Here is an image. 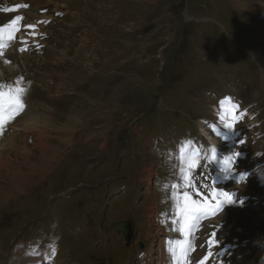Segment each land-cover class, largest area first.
<instances>
[{
	"label": "rangeland",
	"instance_id": "1",
	"mask_svg": "<svg viewBox=\"0 0 264 264\" xmlns=\"http://www.w3.org/2000/svg\"><path fill=\"white\" fill-rule=\"evenodd\" d=\"M258 2L240 0L238 9L233 0H0V28L19 16L16 27L24 33L4 38L12 52L0 46V60L10 59L18 69L3 68L0 92L18 95L24 108L47 118H19L13 113L20 110L11 106L4 111L0 264H143L155 251L154 261L145 264H169L159 250L161 236L170 234L167 218L173 215L181 224L178 209L193 202L224 206L218 209L223 220L204 228L202 216L191 221L197 230H189L188 257H199L193 264H257L264 251L254 243L264 239V185L252 171L264 163V9ZM4 30L0 35L6 37ZM225 97L238 106L233 112L231 105L232 115L225 118L235 123L236 133L226 129L231 136L221 145L224 153H214L212 161L199 159L193 170L205 194L218 184L217 163L232 156L240 182L231 184L229 173L221 191L232 188L239 204H217L222 199L215 188L212 200L192 188L181 201L185 192L179 198L177 186L162 196L161 183L173 171L187 170L181 156L189 145L177 147V141L187 143L192 136L191 142L206 143L195 125L207 120L205 128L211 120L222 125ZM68 115L76 121L60 130ZM26 122L35 136L39 127L52 130L53 150L43 152L34 136L23 134ZM65 130L70 142L54 139ZM14 147L26 155H16ZM44 153L50 165L38 171ZM247 169L244 183L239 176L246 177ZM17 170L24 180L15 177ZM124 221L133 231L129 244L113 225ZM177 234L184 239L174 232L170 239ZM55 236L60 240L53 259L49 244ZM151 247V255L144 252Z\"/></svg>",
	"mask_w": 264,
	"mask_h": 264
},
{
	"label": "bare ground",
	"instance_id": "2",
	"mask_svg": "<svg viewBox=\"0 0 264 264\" xmlns=\"http://www.w3.org/2000/svg\"><path fill=\"white\" fill-rule=\"evenodd\" d=\"M236 1H240V0H233V4H234V6L236 7V8H238L239 9V5L237 6L236 5ZM47 2V1H46ZM48 2H50V1H48ZM47 2V3H48ZM259 2L261 3V9H264V0H259ZM259 2H258V5L260 6V4H259ZM239 4L242 6L243 5V9H246V7H245V5H244V3H240L239 2ZM263 5V6H262ZM77 11V10H76ZM79 12V11H78ZM241 12V11H240ZM73 13V12H72ZM260 13V12H259ZM261 14V13H260ZM262 15V14H261ZM105 16V15H104ZM261 17V16H260ZM260 24H262L263 26H264V22H260ZM16 28H18V27H16ZM19 28H22V26H19ZM5 32H3V33H6V37H5V35H3V34H1L0 35V46L1 47H3L4 48V51L5 52H7V53H10V52H12L11 51V49H12V44H9L8 42H6L5 40H4V38H8L9 37V31H10V29L9 28H7L6 27V30H4ZM84 31H86V30H84ZM88 33H90V32H88ZM14 34H16V36L18 37V38H22L23 36H24V33L21 31V30H19V31H17V32H15ZM84 39V38H83ZM82 39V40H83ZM84 43V42H83ZM85 46V45H84ZM16 47V46H15ZM84 48V47H83ZM3 50V49H2ZM2 52L3 51H0V55L2 56ZM21 52V51H20ZM19 52V53H20ZM4 54V53H3ZM21 54H22V52H21ZM10 56V55H9ZM23 56V55H22ZM91 58V57H90ZM10 59H8V61H9ZM8 61H6V59H4V58H2L1 60H0V78H2V77H4V75H3V68H6V70L7 71H9V72H11V71H14V70H18V69H16L17 68V66H15L14 64H13V62L12 63H10V62H8ZM12 61V60H11ZM92 61V60H91ZM11 64V65H10ZM90 65V64H89ZM102 67V66H101ZM100 67V68H101ZM5 70V69H4ZM5 70V71H6ZM92 70V69H91ZM5 71H4V73H5ZM53 76V75H52ZM226 107V106H225ZM8 108H10V103H9V98H7V97H0V116L2 115V113L6 110V109H8ZM31 108H29V110H27V111H25V112H22V111H19V112H22L21 114H25L24 115V119H25V117H27V116H30V117H33V118H46V116H45V112H43V114H39V111H33V110H30ZM229 109V108H228ZM226 110H227V107H226ZM40 112H42V111H40ZM80 113V112H79ZM78 113V114H79ZM49 114V113H48ZM76 115V114H75ZM69 116V118H68V121H67V123H66V126H63V128H67V129H69V127L73 124V122L74 121H76L75 120V116H70V115H68ZM29 117V118H30ZM77 117V116H76ZM47 119V118H46ZM33 120V119H32ZM41 120V119H40ZM36 121V120H35ZM43 122H46V123H48L47 122V120L46 121H43ZM27 123L28 122H26V123H24V127H26L27 128V130H28V128L29 127H27ZM50 124H51V122H50ZM223 124H225V125H227L228 124V122L226 121V119H223ZM33 125V124H32ZM47 125H49V124H47ZM52 125V124H51ZM198 126H199V130H200V132H201V135L203 136V139L206 141V144H204V143H202L201 141L200 142H197L196 144H198L197 145V148L200 150V151H202L205 155H207L208 156V154H209V150H208V146H210L211 148H212V151H213V153H220L221 151H222V139H221V135L220 134H217V133H212L211 132V130H210V128H209V126H207V128H205L204 127V125H203V121H199L198 122ZM24 129V128H23ZM36 130H37V128H36ZM54 130V129H53ZM59 130V129H58ZM38 132H36V139H38V141H37V145H36V147L38 146L40 149H42L43 150V152H46V150H49V149H51V150H53L52 148V145L53 144H51V141L53 140V138H52V133H50L52 130L50 129H47V127L45 128V127H39V130H37ZM66 131V133L65 134H63V135H61V137L60 136H57V138L56 137H54V139H59V141L61 140V141H65V142H67L68 140H70V132L69 131H67V130H65ZM54 132V131H53ZM49 133L51 134V136H47V135H49ZM23 134H25V133H23ZM28 135V134H27ZM46 135V136H45ZM67 136H68V138H67ZM27 137V136H26ZM57 144V143H56ZM3 145V144H2ZM1 145V146H2ZM13 145V144H12ZM3 146H6L5 144L3 145ZM15 146V145H14ZM54 146V145H53ZM8 148V146H6L5 147V149H7ZM23 149L24 148H20V147H14V148H11V151H14L15 152V154L16 155H19L20 154V156H25L26 155V153H24L23 152ZM55 150H56V148H54ZM41 150V151H42ZM54 150V151H55ZM26 151H28L27 149H26ZM25 154V155H24ZM33 155V154H32ZM215 155V154H214ZM3 155H0V158L2 157ZM214 157V156H213ZM41 160H42V163H41V165L43 166V165H46L45 166V169H46V167L47 166H49L50 165V159L48 158V156L44 153L41 157ZM218 158V157H217ZM229 162V164H231V162L230 161H228ZM41 165H39V166H37V170L39 171L40 169L42 170L43 168H44V166L42 167ZM40 166L42 167V168H40ZM231 166H232V164H231ZM218 172H217V174L220 176V173L219 172H221V174H222V178H223V180H225V181H229V177L227 178V179H225V176H228V172L230 171V170H228V168H225L223 165H219L218 167ZM36 170V169H35ZM9 172V171H8ZM11 172V171H10ZM21 172H23V171H20V170H17L16 172L14 171L13 173L15 174V177L17 178V179H19V180H21L22 178H23V176L24 175H22L21 174ZM36 172V171H35ZM6 173V172H5ZM235 173V172H234ZM22 176H21V175ZM29 174H31V172H27L26 173V175L30 178V176H29ZM4 176V174H2V177ZM22 180H24V179H22ZM27 181V180H26ZM235 183H236V181H234ZM26 183V182H25ZM21 189V186L19 187V188H17L16 190H15V192L16 191H18V190H20ZM232 189V188H231ZM11 195H12V193H10ZM213 209H215L216 211H213ZM175 213V212H174ZM213 214H216L214 217H213ZM205 219H203V220H200V222L202 221L203 223H201L200 224V227H205V226H208V224L209 223H211L212 221H215V222H217V221H219V220H223V219H221L222 217H223V212H219L218 213V208L217 207H210V210L209 211H207L205 214ZM176 220H173V224L170 226V228H169V230H171V229H173V230H176V231H179V229H178V226L176 225ZM116 229V228H115ZM158 230V229H157ZM117 231V230H116ZM122 233V232H121ZM150 234V233H149ZM155 234L157 235V234H159V231H155ZM155 234H153V236H155ZM122 235H123V233H122ZM168 235H170V234H166V236H168ZM178 235V234H177ZM192 236V235H191ZM196 237H197V235H196ZM123 238H124V236H123ZM177 240H179V238L177 237L176 238ZM176 240V241H177ZM202 240H203V238H202ZM205 241V240H204ZM164 242V241H163ZM203 245V244H202ZM164 246H165V248L162 250V252H164V253H166V255L168 256V263L169 264H180V258H181V254L178 252L179 250H177L176 251V254L175 255H173V252H172V250L173 249H175L176 248V243L174 244L173 243V245H169L168 243H166V244H164ZM148 251H149V253H148V255H151V253H153L152 252V247L151 248H149L148 249ZM161 252V253H162ZM154 254V253H153ZM163 254V253H162ZM147 255V256H148ZM189 255V254H188ZM196 255V254H195ZM41 262H44V261H35V262H30L29 264H41ZM196 262V261H195ZM46 264V263H45Z\"/></svg>",
	"mask_w": 264,
	"mask_h": 264
},
{
	"label": "snow or ice",
	"instance_id": "3",
	"mask_svg": "<svg viewBox=\"0 0 264 264\" xmlns=\"http://www.w3.org/2000/svg\"><path fill=\"white\" fill-rule=\"evenodd\" d=\"M21 20V17L17 16L15 19H13L12 21H10L9 25H6L5 27L9 28L10 31H9V37L10 38H14V33L16 31H19L18 28H16V25H17V21ZM35 25H27V28H34ZM4 29L3 28H0V31H3ZM21 43H25L24 40H21ZM21 51H25L26 48L22 47L20 49ZM17 93L21 92L22 89L20 88H17L16 89ZM3 96H8L9 98V103H10V106L13 107L14 109H19L20 111H23L24 110V104L22 103V100L21 98L16 95V96H10L8 93H3V92H0V97H3ZM226 102H230V98L229 97H225L224 99H222L220 101V104H221V107L223 108L224 104ZM238 106L233 104L232 105V111L234 112L235 109L237 108ZM15 114V113H13ZM243 115V114H241ZM221 119H225V117L223 115H221ZM233 121H235L237 119L236 116H233L232 117ZM3 121L0 120V124H2ZM226 127H229L231 128L232 127V124H227ZM215 130V129H213ZM192 142L189 141V144H191ZM181 152L184 153V149H181ZM236 156L239 155V153H236L235 154ZM181 159L182 161L186 164V168L187 170H185L184 167H182L180 169L181 173H182V180L184 181V185L185 187H190V186H193L192 184V180H191V175H192V170L197 166L198 164V160L195 161V162H185V154H183L181 156ZM233 159V157H225V163H228L229 160ZM231 167V164H229V168ZM244 178V175L241 174L239 176V179H243ZM189 194L187 192L184 193V199L186 200L187 196ZM219 195L221 196H224L226 197V202L227 203H232L233 200L231 198V195L229 193H226V192H221ZM210 210V206L207 205V204H195L193 202V205L191 207H181L178 209V211L182 214V222L180 224V234L184 237V239H181V240H177L175 243H176V248L172 250L173 252V255L176 254V251L179 250L180 252L183 253V255L181 256L180 258V264H187V261H188V249L192 248L193 246L190 244V241L188 239L189 237V223L192 221V220H199V217L201 215H204L207 211ZM55 252V249L53 248V253ZM201 264H203V262H201Z\"/></svg>",
	"mask_w": 264,
	"mask_h": 264
},
{
	"label": "clouds",
	"instance_id": "4",
	"mask_svg": "<svg viewBox=\"0 0 264 264\" xmlns=\"http://www.w3.org/2000/svg\"><path fill=\"white\" fill-rule=\"evenodd\" d=\"M206 158H207L206 155L205 156H200L198 154V152L195 151V150H192V151H190V152H188V153L185 154V162H189V161L195 162V161H197L199 159H206ZM231 167H233V166H231ZM231 167H230L229 170H231ZM252 171L256 174V176H257L260 184L261 185H264V163H261V164L256 165L253 168ZM249 175H250V173H247V176L246 177L244 176V178L241 181L244 182V183H246L247 182V177ZM227 178H228V176H225V179H227ZM52 227L55 228L56 227V224L53 223ZM59 240H60V237L59 236H55L50 241V244H49V250H50V252L52 254L53 259L55 258V256L58 253V250H59ZM254 243H256L259 247L264 248V239H260L258 241H254ZM53 248L55 249V252L54 253H53ZM26 255H27V253H26ZM257 264H264V251L261 252Z\"/></svg>",
	"mask_w": 264,
	"mask_h": 264
},
{
	"label": "water",
	"instance_id": "5",
	"mask_svg": "<svg viewBox=\"0 0 264 264\" xmlns=\"http://www.w3.org/2000/svg\"><path fill=\"white\" fill-rule=\"evenodd\" d=\"M114 227L116 228V230L118 232H122L123 233V236H124V239L126 241V244H129L131 239H132V236H133V232L130 228V223L129 222H119V223H116L114 224ZM139 247L140 249H142V243H139Z\"/></svg>",
	"mask_w": 264,
	"mask_h": 264
},
{
	"label": "crops",
	"instance_id": "6",
	"mask_svg": "<svg viewBox=\"0 0 264 264\" xmlns=\"http://www.w3.org/2000/svg\"><path fill=\"white\" fill-rule=\"evenodd\" d=\"M236 2H238V1H236ZM4 114H5V113H2V116H0V120H2L3 122H4V120H3ZM19 115H20V114H19ZM19 115H15V116H18L19 118H21L22 116H19ZM82 125H83V124H82ZM60 129L63 130L64 128L61 126ZM23 132L26 133V134H28V136L31 137V139H32V137L34 136V137H33V141H35V143H33V144H35V146H36V145H37V142H36V136H35L34 131H32V130H30V129L27 130V129L24 127ZM71 138H72V135H70V140H69L68 142L71 141ZM6 146H8V145H6ZM6 146H3V149L7 151L8 148L5 149ZM8 151H10V149H9ZM0 152H1V153H4L3 150H1V148H0ZM6 153H7V152H6ZM41 166H42V165H41ZM41 166H40V168L43 167V166H42V167H41ZM35 167L37 168V166H35ZM22 191H23V190H22Z\"/></svg>",
	"mask_w": 264,
	"mask_h": 264
}]
</instances>
